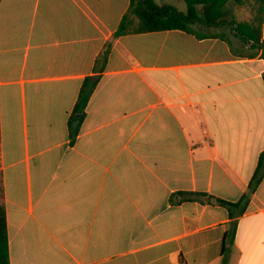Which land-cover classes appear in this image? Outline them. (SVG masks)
I'll return each mask as SVG.
<instances>
[{
  "label": "crops",
  "instance_id": "1",
  "mask_svg": "<svg viewBox=\"0 0 264 264\" xmlns=\"http://www.w3.org/2000/svg\"><path fill=\"white\" fill-rule=\"evenodd\" d=\"M244 3L196 33L114 40L71 144L82 83L130 0H0L10 264H264V177L241 216L216 203L240 199L264 151V56L236 31Z\"/></svg>",
  "mask_w": 264,
  "mask_h": 264
},
{
  "label": "trees",
  "instance_id": "2",
  "mask_svg": "<svg viewBox=\"0 0 264 264\" xmlns=\"http://www.w3.org/2000/svg\"><path fill=\"white\" fill-rule=\"evenodd\" d=\"M187 6L186 12H181L174 6L157 5L154 0H130L128 11L123 16L110 41L100 52L95 61L94 75L87 76L80 88L78 98L72 110L68 122L70 143L77 138L80 125L86 115V107L99 80L100 74L105 70L114 40L119 37L134 34H144L157 31L182 30L196 33L190 29V25L203 23L214 26L222 22L226 6L231 0H184ZM199 6L203 14H199ZM253 17L248 22H237L236 31L254 42V47L263 50L264 41H261V26L264 20V0H254L252 8ZM77 126H74V123ZM264 177V151L261 152L256 169L250 179L246 190L237 202H228L216 199V203L227 208L229 216L235 218L241 216L254 195L257 187ZM206 196L205 193L199 194ZM0 184V264H10L9 242L7 232L6 209L2 198Z\"/></svg>",
  "mask_w": 264,
  "mask_h": 264
},
{
  "label": "rangeland",
  "instance_id": "3",
  "mask_svg": "<svg viewBox=\"0 0 264 264\" xmlns=\"http://www.w3.org/2000/svg\"><path fill=\"white\" fill-rule=\"evenodd\" d=\"M251 14H253V12L250 10V0H245V3L239 8V12H237V17L240 19H247V17L251 18Z\"/></svg>",
  "mask_w": 264,
  "mask_h": 264
},
{
  "label": "water",
  "instance_id": "4",
  "mask_svg": "<svg viewBox=\"0 0 264 264\" xmlns=\"http://www.w3.org/2000/svg\"><path fill=\"white\" fill-rule=\"evenodd\" d=\"M154 1H155V3L157 5L161 6V3L160 2H158L157 0H154ZM74 126H77V123L76 122L74 123ZM212 202H215V199H212Z\"/></svg>",
  "mask_w": 264,
  "mask_h": 264
}]
</instances>
